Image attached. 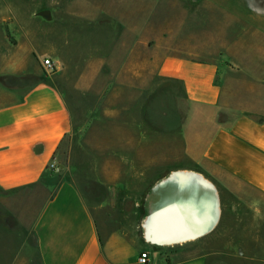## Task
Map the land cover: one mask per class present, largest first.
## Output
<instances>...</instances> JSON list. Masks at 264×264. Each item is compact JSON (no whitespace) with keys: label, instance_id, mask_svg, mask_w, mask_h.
<instances>
[{"label":"crops","instance_id":"crops-1","mask_svg":"<svg viewBox=\"0 0 264 264\" xmlns=\"http://www.w3.org/2000/svg\"><path fill=\"white\" fill-rule=\"evenodd\" d=\"M217 1L134 0L129 14L146 17L145 27L131 33L135 43L160 18L163 29L151 34L160 42L159 75L181 83L187 100L210 112L215 128L200 169L173 170L152 188L136 240L107 224L101 228L79 187L62 183L44 200L35 223L42 264H137L142 252L149 253V264H264V112L258 111L264 76L245 80L254 78L245 75L253 72L249 66L264 72V60L230 66L221 54L203 56L202 48L186 42V35L205 28ZM25 18L36 17L0 12V36ZM171 18L180 21L176 30L168 27ZM122 30L129 32L119 35ZM1 42L0 51L6 47L10 54L0 63V191L13 192L43 185L74 119L55 76L28 53L34 48Z\"/></svg>","mask_w":264,"mask_h":264},{"label":"rangeland","instance_id":"rangeland-1","mask_svg":"<svg viewBox=\"0 0 264 264\" xmlns=\"http://www.w3.org/2000/svg\"><path fill=\"white\" fill-rule=\"evenodd\" d=\"M133 1L0 0V12L36 17L19 20L14 30L6 27L1 43L34 48L28 53L55 76L74 119L43 185L0 191V264H42L35 223L44 200L64 182L79 187L101 228L107 224L136 240L152 188L173 170L200 169L201 151L215 128L210 112L190 103L181 83L159 75L160 42L151 34L163 29L160 18L135 43L131 33L145 27L146 17H129ZM212 7L205 28L186 35L190 47L202 48L206 57L221 54L230 66L264 60V0H218ZM223 9L234 16L222 15ZM44 10L51 19L40 14ZM179 23L171 18L168 27L176 30ZM121 29L129 32L119 35ZM9 54L6 47L0 51V63ZM249 67L253 72L245 75L254 78L245 80L262 79L260 68ZM258 111L264 112V96Z\"/></svg>","mask_w":264,"mask_h":264},{"label":"built area","instance_id":"built-area-1","mask_svg":"<svg viewBox=\"0 0 264 264\" xmlns=\"http://www.w3.org/2000/svg\"><path fill=\"white\" fill-rule=\"evenodd\" d=\"M44 64L47 67V69H50V70H53L55 67V64L51 60H48V59L45 60ZM56 165H57L56 161L53 159L49 164V169H52V170L56 169L57 167ZM149 262H150V255L147 252H142L137 259V264H149Z\"/></svg>","mask_w":264,"mask_h":264},{"label":"water","instance_id":"water-1","mask_svg":"<svg viewBox=\"0 0 264 264\" xmlns=\"http://www.w3.org/2000/svg\"><path fill=\"white\" fill-rule=\"evenodd\" d=\"M40 14L51 19V11L50 10H44V11L40 12Z\"/></svg>","mask_w":264,"mask_h":264},{"label":"bare ground","instance_id":"bare-ground-1","mask_svg":"<svg viewBox=\"0 0 264 264\" xmlns=\"http://www.w3.org/2000/svg\"><path fill=\"white\" fill-rule=\"evenodd\" d=\"M174 231V230H173ZM179 231V230H178ZM175 232V231H174Z\"/></svg>","mask_w":264,"mask_h":264}]
</instances>
